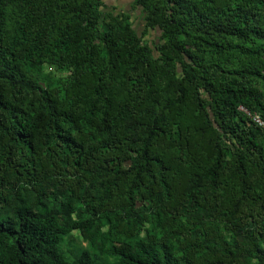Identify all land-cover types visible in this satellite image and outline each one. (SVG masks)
<instances>
[{"label":"trees","instance_id":"1","mask_svg":"<svg viewBox=\"0 0 264 264\" xmlns=\"http://www.w3.org/2000/svg\"><path fill=\"white\" fill-rule=\"evenodd\" d=\"M103 6L0 0V264H264V0Z\"/></svg>","mask_w":264,"mask_h":264},{"label":"rangeland","instance_id":"2","mask_svg":"<svg viewBox=\"0 0 264 264\" xmlns=\"http://www.w3.org/2000/svg\"><path fill=\"white\" fill-rule=\"evenodd\" d=\"M103 10L112 11L115 14L120 12L131 14L135 27L140 33L143 32V14L140 7L134 6V0H104ZM160 33V31L152 30L146 36V39L154 40L160 35ZM83 245H87V243L84 242Z\"/></svg>","mask_w":264,"mask_h":264},{"label":"built area","instance_id":"3","mask_svg":"<svg viewBox=\"0 0 264 264\" xmlns=\"http://www.w3.org/2000/svg\"><path fill=\"white\" fill-rule=\"evenodd\" d=\"M240 109L243 110L245 113H247L251 118H253V120L258 125H260L264 129V120L262 119V117L259 114H257V113L253 114L243 106H241Z\"/></svg>","mask_w":264,"mask_h":264}]
</instances>
